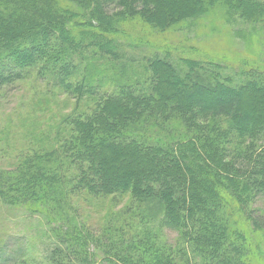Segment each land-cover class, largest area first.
Masks as SVG:
<instances>
[{"label":"trees","instance_id":"trees-1","mask_svg":"<svg viewBox=\"0 0 264 264\" xmlns=\"http://www.w3.org/2000/svg\"><path fill=\"white\" fill-rule=\"evenodd\" d=\"M219 13L264 37V0H0V90L34 68L88 93L92 80H72L87 53L150 74L74 118L63 145L0 167V209L52 225L47 264H264V68L227 66L222 76L213 59L164 50L138 62L126 52L143 44L137 27L159 37ZM82 190L159 206L184 248L162 247L148 226L86 227L64 203Z\"/></svg>","mask_w":264,"mask_h":264},{"label":"rangeland","instance_id":"rangeland-1","mask_svg":"<svg viewBox=\"0 0 264 264\" xmlns=\"http://www.w3.org/2000/svg\"><path fill=\"white\" fill-rule=\"evenodd\" d=\"M256 28L257 25L242 22L236 16L227 18L223 13L186 22L159 37L137 27L130 32L143 44L138 48L128 47L127 57L141 62L143 58L168 50L172 56L213 59L224 67L225 71H220L222 76L231 74L227 66L233 74L243 63L264 68V37ZM86 57L89 59L84 61L86 70L80 69L72 80L83 77L87 82L92 80L89 84L92 87L85 88L88 93L80 90L78 82L66 92L58 88V83L54 86L52 79L37 74L34 68L27 70L23 79L13 86L0 90V167L9 169L21 155L51 152L63 145L73 126L72 120L90 113L103 98L121 94L123 87L118 85L137 86L134 88L137 91L147 84L150 74L142 65L118 66L106 57L89 53ZM258 143L264 144V138ZM70 185L71 181L65 186L70 189ZM64 203L72 217L88 228L97 230L109 226L113 229L126 223L138 231L148 226L162 247L171 248L176 255L184 248V243L177 241V233L162 224L159 206L155 209V204L136 202L129 193L95 196L82 190L68 194ZM149 207L157 210L154 215ZM134 212L138 214L135 218ZM145 214H151L152 219L148 220ZM141 220L149 224L145 226ZM51 226L37 213L0 209V264L6 260L7 264H47L48 253L54 246ZM125 230L129 228L126 226ZM200 260V255L193 259L195 263Z\"/></svg>","mask_w":264,"mask_h":264}]
</instances>
